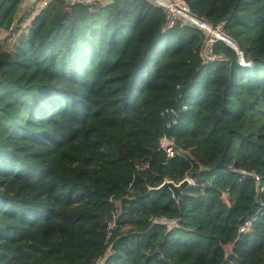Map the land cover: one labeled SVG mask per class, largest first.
I'll return each instance as SVG.
<instances>
[{"label":"trees","instance_id":"trees-1","mask_svg":"<svg viewBox=\"0 0 264 264\" xmlns=\"http://www.w3.org/2000/svg\"><path fill=\"white\" fill-rule=\"evenodd\" d=\"M184 1L249 64L150 0H51L0 44V264H264V0Z\"/></svg>","mask_w":264,"mask_h":264},{"label":"built area","instance_id":"built-area-1","mask_svg":"<svg viewBox=\"0 0 264 264\" xmlns=\"http://www.w3.org/2000/svg\"><path fill=\"white\" fill-rule=\"evenodd\" d=\"M51 0H24L22 4L23 11H32L33 9H38V11L44 7H46ZM101 0H65L66 4L69 6L76 5V4H94ZM155 3L157 6L161 7L165 12L166 16V25L167 27H172L179 22L185 23L187 22L186 19L190 22L195 24L202 32L205 33V42L202 49V55L205 62L209 60H213L220 55L215 54L214 52V45L218 41H222L233 49L238 52L239 55V62L243 65L249 64L244 58V55L241 51L238 50L233 38L227 31L225 30V23L226 21H221L217 24H212L202 18L197 17L193 14L186 4L184 0H150ZM169 140L164 137L162 141V145L165 146L166 151L169 154H173L172 146H168ZM257 182V185H261V177L256 172L250 173ZM192 182V180H191ZM260 190H263V186H259ZM153 223H168L169 220L165 218H152ZM252 221L248 220L245 222L244 225L241 226V230H245L250 227ZM114 226L111 223L110 228ZM102 259H97L94 264H100Z\"/></svg>","mask_w":264,"mask_h":264},{"label":"rangeland","instance_id":"rangeland-1","mask_svg":"<svg viewBox=\"0 0 264 264\" xmlns=\"http://www.w3.org/2000/svg\"><path fill=\"white\" fill-rule=\"evenodd\" d=\"M27 11L29 12L28 16L31 15V18H32V16L36 12H38V9H33L32 11L27 10ZM21 12H23V9H21ZM31 18L30 17L26 18L21 23L17 22L14 26V29L11 31L0 32V44L4 48L12 50L16 46V44L18 43L22 34L27 33ZM186 21L189 22L187 19H186ZM187 178L191 180L190 176H188ZM168 224L172 225V221H169Z\"/></svg>","mask_w":264,"mask_h":264},{"label":"water","instance_id":"water-1","mask_svg":"<svg viewBox=\"0 0 264 264\" xmlns=\"http://www.w3.org/2000/svg\"><path fill=\"white\" fill-rule=\"evenodd\" d=\"M190 183L191 180L187 177L181 180L179 183H175L171 180H165L157 189L169 188L172 191L173 197L178 199L184 188Z\"/></svg>","mask_w":264,"mask_h":264}]
</instances>
